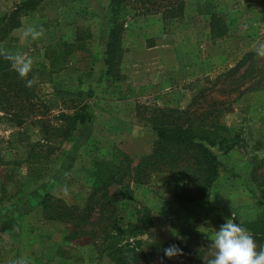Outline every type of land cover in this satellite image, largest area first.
I'll use <instances>...</instances> for the list:
<instances>
[{
	"label": "rangeland",
	"instance_id": "rangeland-1",
	"mask_svg": "<svg viewBox=\"0 0 264 264\" xmlns=\"http://www.w3.org/2000/svg\"><path fill=\"white\" fill-rule=\"evenodd\" d=\"M24 1L0 0V17ZM185 3L182 16L167 20L144 14L137 3L124 8L120 79L107 76L111 0H66L57 12H31L21 17L19 29L0 41V47L33 57L40 94L82 91L91 114V122L63 143L53 135L44 141L43 124L37 119H28L20 128L0 121L3 139L20 132L22 140L0 151V264H13L21 255L31 264H116L100 245L88 239L70 241L68 225L45 220L43 198L51 194L69 205H85L103 167L126 156L136 167L151 151L153 107L184 110L206 90L203 108L217 104L220 123L235 142L230 151L215 149L219 177L209 195L194 202L179 198L191 179L184 173L155 174L144 185L126 182L111 188L118 222L122 228L139 218L145 226L151 224L138 240H128L140 242L144 251L164 254L173 244L182 249L183 255L165 256L163 264H204L202 257L211 258L209 243L180 242L189 241L194 232L209 239L233 213L234 222L247 229L264 217V59L255 55L234 82L222 80L213 87L219 76L264 43V0ZM213 20L220 30L215 35ZM31 26L45 30L35 42L23 35ZM58 42L70 45L58 50L61 55L50 49ZM57 56L62 61L55 68L60 70L51 71ZM48 106L52 110L44 119L56 126L62 101ZM43 160L47 168L40 173L36 164ZM169 225L182 239L165 230Z\"/></svg>",
	"mask_w": 264,
	"mask_h": 264
},
{
	"label": "trees",
	"instance_id": "trees-1",
	"mask_svg": "<svg viewBox=\"0 0 264 264\" xmlns=\"http://www.w3.org/2000/svg\"><path fill=\"white\" fill-rule=\"evenodd\" d=\"M186 0H111V30L107 45L106 65L107 76L120 79L122 62V36L124 24L121 19L124 8L130 3L139 4L146 15H162L164 20L182 16L185 13ZM66 5V0H26L14 7L8 14L0 17V41L8 38L13 31L21 27V17L31 12L40 15L54 13ZM216 20L212 21V33L215 35ZM221 33V32H220ZM63 47L69 44L58 42L50 49L57 50L61 55ZM60 50V51H58ZM255 56L248 54L245 59L228 73L219 76L213 84L234 82V77L245 68ZM61 56L55 57L50 64L51 71H59L55 67L61 62ZM64 63V62H63ZM247 67V68H246ZM33 70V74H38ZM41 74V73H40ZM223 78V79H222ZM238 81V80H237ZM236 81V82H237ZM37 84V83H36ZM26 88L18 74L10 70V63L0 57V116L11 127L20 128L28 119L39 120L42 123L43 140L48 141L50 135L68 140L81 126L91 122L89 103L84 99V92L57 91L50 96L37 91V85ZM209 92V90H206ZM200 92L191 104L184 110L174 108L153 107L151 126L153 130V147L145 154L136 167L131 166L129 157L119 163H111L103 167L97 174L87 202L83 206L69 205L62 199L51 194L45 195L41 202L45 220L68 225L70 241L88 239L89 242L101 248L116 264H157L165 258L158 252L144 251L140 242L135 244L128 240H138L148 228L144 219H138L134 225L122 228L118 222V208L111 188L122 186L126 182L147 184L155 174L184 173L191 179L182 188L179 198L194 202L206 198L213 184L219 177L218 155L215 149L227 152L234 148L233 134L226 125L220 123V109L213 103L203 108L202 101L207 99V93ZM62 101L58 124H50L46 116L52 110L48 105ZM20 132H13L5 140L0 136V151L15 148L20 142ZM49 137V138H48ZM37 145L30 144L34 150ZM4 148H3V147ZM55 149L53 148L52 152ZM30 157V156H29ZM36 164L37 171L43 173L46 163ZM2 159L0 158V167ZM45 165V166H44ZM254 239L258 245L264 246V217L250 224ZM192 243L197 246L211 243L206 234L194 232L189 241L182 240L180 244Z\"/></svg>",
	"mask_w": 264,
	"mask_h": 264
},
{
	"label": "clouds",
	"instance_id": "clouds-1",
	"mask_svg": "<svg viewBox=\"0 0 264 264\" xmlns=\"http://www.w3.org/2000/svg\"><path fill=\"white\" fill-rule=\"evenodd\" d=\"M43 27H28L23 35L35 42L44 35ZM253 51L258 58L264 59V43L253 47ZM0 57L10 63V70L18 74L24 81L26 88H32L38 81V74H33L34 59L29 52L10 51L0 47ZM235 214L227 218L219 230L215 229L209 238L211 243V258L202 257L204 264H264V246L258 245L253 234L241 224L234 222ZM203 227L198 228L201 231ZM167 231L176 239H182L179 231L173 227L166 226ZM163 253L169 259L183 255L182 249L173 244L163 249ZM13 264H31L29 258L21 255L13 261ZM163 264V261H161Z\"/></svg>",
	"mask_w": 264,
	"mask_h": 264
}]
</instances>
